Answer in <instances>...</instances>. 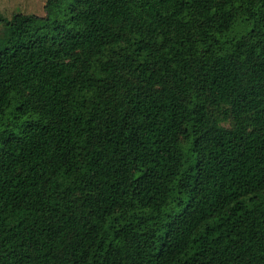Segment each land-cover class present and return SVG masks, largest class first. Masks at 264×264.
<instances>
[{
  "label": "trees",
  "instance_id": "1",
  "mask_svg": "<svg viewBox=\"0 0 264 264\" xmlns=\"http://www.w3.org/2000/svg\"><path fill=\"white\" fill-rule=\"evenodd\" d=\"M0 13V264H264V0H46Z\"/></svg>",
  "mask_w": 264,
  "mask_h": 264
},
{
  "label": "rangeland",
  "instance_id": "2",
  "mask_svg": "<svg viewBox=\"0 0 264 264\" xmlns=\"http://www.w3.org/2000/svg\"><path fill=\"white\" fill-rule=\"evenodd\" d=\"M46 0H0V13L10 17L14 11H23L27 14H45ZM2 26L0 25V30Z\"/></svg>",
  "mask_w": 264,
  "mask_h": 264
}]
</instances>
